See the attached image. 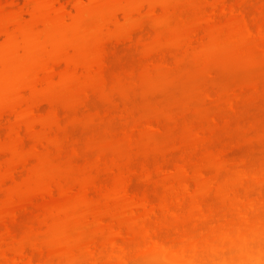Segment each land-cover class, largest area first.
I'll return each mask as SVG.
<instances>
[{
	"label": "rangeland",
	"instance_id": "obj_1",
	"mask_svg": "<svg viewBox=\"0 0 264 264\" xmlns=\"http://www.w3.org/2000/svg\"><path fill=\"white\" fill-rule=\"evenodd\" d=\"M115 2L94 0L80 30L59 34L79 45L65 48L69 63L47 49L24 63L56 99L38 106L44 120L31 130L13 115L0 127V264H14L2 252L19 240L38 243L33 264L106 262L114 244L141 263L150 238L220 244L264 222V0H226V11L218 0H166L158 20L110 33ZM49 3H32L47 23L26 16L27 34L72 26Z\"/></svg>",
	"mask_w": 264,
	"mask_h": 264
},
{
	"label": "bare ground",
	"instance_id": "obj_2",
	"mask_svg": "<svg viewBox=\"0 0 264 264\" xmlns=\"http://www.w3.org/2000/svg\"><path fill=\"white\" fill-rule=\"evenodd\" d=\"M23 1L25 2L23 3ZM23 1L0 0V125L7 119V117L9 119V115L10 118L13 115L12 117H14V120L17 121L16 125L18 124V126H20L21 124H24L26 129L31 130L36 124H40L44 120L40 117H36L35 112L40 104L48 102L47 99L52 93H47V91L38 89L37 83H33L28 80L27 77H29L32 68L29 65V69H26L24 63L26 60H33L35 55L43 49H47L52 58H57V61L60 60L69 63L70 58L68 54L65 53V48L70 47L74 50H78L79 45L77 42H75V37L68 38L66 37V35L62 36L59 34L62 32H66V34H73L74 31L80 30L81 27L79 24V20L86 14L89 6L94 0H50L48 14L56 15L64 21L68 18L72 20V26L70 28H61L60 30H63H58V33L54 35L53 32L43 35H37L34 33L27 34L25 32L26 16H30L32 18L30 22L32 23V21L35 20L33 22L36 24L37 22H40V24H46L47 19L39 9L32 6V3H34L35 0ZM114 1H116L114 4V10L106 19V29L110 33L112 31L110 30V25L114 28L112 33L120 30L127 25L139 26L141 20L146 18L145 14L154 16L158 10V6L167 4L166 0H136L134 2L133 0ZM225 1L226 0H218V4L215 7H219L221 11H226ZM167 9L168 5L164 6V10L168 11ZM143 12L144 14H142ZM149 15L148 17H150ZM141 16H143L144 18H141ZM138 17L140 18L139 23L136 20V18ZM154 17V20L159 19L156 18L158 17L157 14ZM9 25L16 27L17 32L10 31L8 28ZM108 27L110 29H108ZM143 38L140 37L139 41ZM127 39L128 41H130L134 38L132 39V35L130 34L128 35ZM143 41L141 40L140 43H143ZM47 72L50 73V77L52 78L55 70L54 68H51L48 69ZM62 79H64L65 81L66 79H68V76L64 75ZM23 89L30 90L32 94H34V96H30L29 98L31 99L32 97L34 98V100H29L28 103V98L25 97L26 95L24 96V93L22 94ZM53 95L54 94H52V97ZM53 98V100L56 99L55 96ZM44 99L45 101H43ZM26 103H28V105H26ZM21 104L26 107L29 106V111L26 107L24 111H18V107L16 108V106H20ZM23 106L21 105L20 107ZM0 127H3V124ZM17 127L11 128L10 126L11 129L9 131L10 134L14 135L19 140L21 137V126L19 128ZM20 140H22V138ZM26 160V163H28V159H24L21 164L23 165ZM16 169H12L13 171L11 170L12 172L9 173L10 176L12 173L11 177L13 178V180H15V175L18 171L17 170L14 175L13 172ZM157 172L162 173L164 172V169L161 167V169L157 170ZM151 175L153 174L148 173L146 177L148 179H151ZM60 189L61 187L58 186H49L45 189V194L52 196L55 191ZM124 191L125 193H128L129 186H126L124 188ZM142 197H135L137 204L145 208L148 213L154 215L155 206H153L152 202H150V200L146 196ZM8 229L9 232H13L10 231L11 227L7 228V230ZM7 234L5 233L4 236H6V238L8 239L9 236H11L9 240H13V238H15L14 240H19L16 239V234H14L15 236H13L11 235L12 233H9L8 237ZM247 238H257L261 241H264V222L257 221L247 232L240 231L236 234H228L220 244H218L214 240H208L203 244L192 242L183 244L181 246H175L173 244L160 241L156 237L150 238L149 244L141 251L139 257L140 259H142L141 263L135 262L138 261L137 259L132 260V258H130L129 256L128 250L123 247H118L116 244H114L111 248V252L107 254V256H109L110 258L106 261L107 263L101 260L94 259L91 264H209L210 256L214 251L225 249L232 246L233 243H238L242 239ZM10 243L12 244V242ZM27 243L28 245L30 244L33 247L35 246L38 248L39 246L37 242H25V240H19L15 242V245L17 244L16 246H14V243L12 244L13 246L8 243V246H11L10 248H13H9V250L7 249V251H3L2 256L7 257L8 254L11 253L13 255L12 261L14 264H33V254L31 251L35 249V247L32 248L31 246L32 249L27 248ZM37 248L36 250H38ZM27 251L31 252V254L29 255Z\"/></svg>",
	"mask_w": 264,
	"mask_h": 264
},
{
	"label": "clouds",
	"instance_id": "obj_3",
	"mask_svg": "<svg viewBox=\"0 0 264 264\" xmlns=\"http://www.w3.org/2000/svg\"><path fill=\"white\" fill-rule=\"evenodd\" d=\"M209 264H264V241L242 239L230 247L214 251Z\"/></svg>",
	"mask_w": 264,
	"mask_h": 264
}]
</instances>
